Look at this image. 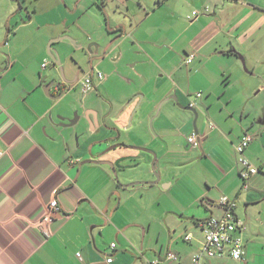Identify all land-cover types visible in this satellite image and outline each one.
Segmentation results:
<instances>
[{
  "label": "crops",
  "instance_id": "0c3cea01",
  "mask_svg": "<svg viewBox=\"0 0 264 264\" xmlns=\"http://www.w3.org/2000/svg\"><path fill=\"white\" fill-rule=\"evenodd\" d=\"M0 76V264H191L222 196L245 255L205 264H264V0H0Z\"/></svg>",
  "mask_w": 264,
  "mask_h": 264
},
{
  "label": "built area",
  "instance_id": "2783aa9c",
  "mask_svg": "<svg viewBox=\"0 0 264 264\" xmlns=\"http://www.w3.org/2000/svg\"><path fill=\"white\" fill-rule=\"evenodd\" d=\"M208 11V9H206ZM199 11H193L189 18H197ZM195 52L190 53L187 56L186 62L190 63L195 57ZM47 62H44L43 66H46ZM94 76L99 80H105L106 74L98 69L90 70L85 73L81 78L76 80L73 85L66 84V90L72 89L74 86L79 85L81 92L86 95L94 87ZM1 79V76H0ZM60 83L55 84L56 89H60ZM197 97L202 96L201 92H198ZM190 107H195L194 101L190 102ZM254 136L245 132L244 135L235 144V157L236 163L240 169V175L243 180L242 187L247 188L249 186V179L257 173L264 174V164L256 165L252 163L245 155V150L251 144ZM204 140V134L194 131L187 136V143L190 148H199L202 146ZM221 203L224 206V214L217 216H210L199 222L200 227L204 233V240L201 247L193 254L191 264H205L206 258L223 256L228 254L230 257L236 260L244 258V242L241 237L235 235L237 231H241L245 227V221L239 218L235 214V200H231L228 196L221 197ZM58 199L53 198L46 210V213L40 221V227L47 235L48 224L53 220V212L58 209ZM186 240H190L191 236L188 234L185 237ZM115 246V244H113ZM165 260L173 262L179 259V255L176 251L168 249L164 256ZM152 264H158L155 260Z\"/></svg>",
  "mask_w": 264,
  "mask_h": 264
},
{
  "label": "water",
  "instance_id": "95a60500",
  "mask_svg": "<svg viewBox=\"0 0 264 264\" xmlns=\"http://www.w3.org/2000/svg\"><path fill=\"white\" fill-rule=\"evenodd\" d=\"M242 61H243V63H244V59L242 58ZM128 158V157H127ZM126 158H123V159H119V160H117L115 163H113V162H107L108 164H110L111 165V167H112V170H113V173H114V175H115V177L119 180V177H118V173H117V168H119V167H122V165L120 164V162L122 161V160H125ZM152 167H154L153 166V164H152ZM127 168H133V166H127ZM155 175H156V177L158 178V174H156V173H154ZM136 183H140V182H136ZM135 183V184H136Z\"/></svg>",
  "mask_w": 264,
  "mask_h": 264
},
{
  "label": "rangeland",
  "instance_id": "374dc122",
  "mask_svg": "<svg viewBox=\"0 0 264 264\" xmlns=\"http://www.w3.org/2000/svg\"><path fill=\"white\" fill-rule=\"evenodd\" d=\"M225 255H228V254H225ZM225 255H223V256H225ZM223 256H220V257H223Z\"/></svg>",
  "mask_w": 264,
  "mask_h": 264
},
{
  "label": "bare ground",
  "instance_id": "6f19581e",
  "mask_svg": "<svg viewBox=\"0 0 264 264\" xmlns=\"http://www.w3.org/2000/svg\"><path fill=\"white\" fill-rule=\"evenodd\" d=\"M202 221V220H201Z\"/></svg>",
  "mask_w": 264,
  "mask_h": 264
}]
</instances>
